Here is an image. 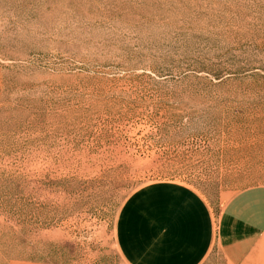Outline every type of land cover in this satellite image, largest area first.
Returning <instances> with one entry per match:
<instances>
[{
	"label": "rangeland",
	"instance_id": "1",
	"mask_svg": "<svg viewBox=\"0 0 264 264\" xmlns=\"http://www.w3.org/2000/svg\"><path fill=\"white\" fill-rule=\"evenodd\" d=\"M0 79L9 259L124 264L143 187H264V0H0Z\"/></svg>",
	"mask_w": 264,
	"mask_h": 264
},
{
	"label": "crops",
	"instance_id": "2",
	"mask_svg": "<svg viewBox=\"0 0 264 264\" xmlns=\"http://www.w3.org/2000/svg\"><path fill=\"white\" fill-rule=\"evenodd\" d=\"M2 84L0 79V102ZM124 264H264V187L223 198L216 213L196 190L155 183L133 193L116 225ZM0 264H55L13 260Z\"/></svg>",
	"mask_w": 264,
	"mask_h": 264
}]
</instances>
